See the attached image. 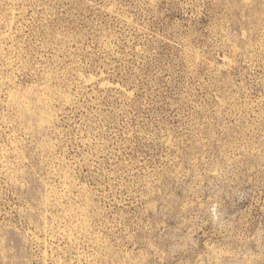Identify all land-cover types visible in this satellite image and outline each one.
I'll use <instances>...</instances> for the list:
<instances>
[{
  "label": "rangeland",
  "instance_id": "rangeland-1",
  "mask_svg": "<svg viewBox=\"0 0 264 264\" xmlns=\"http://www.w3.org/2000/svg\"><path fill=\"white\" fill-rule=\"evenodd\" d=\"M0 264H264V0H0Z\"/></svg>",
  "mask_w": 264,
  "mask_h": 264
}]
</instances>
